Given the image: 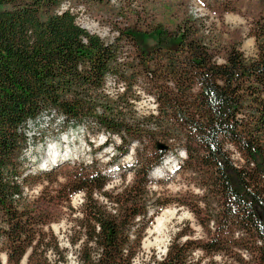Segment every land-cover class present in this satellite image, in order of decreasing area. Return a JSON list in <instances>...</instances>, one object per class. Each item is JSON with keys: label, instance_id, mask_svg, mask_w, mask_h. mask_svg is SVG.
Masks as SVG:
<instances>
[{"label": "trees", "instance_id": "trees-1", "mask_svg": "<svg viewBox=\"0 0 264 264\" xmlns=\"http://www.w3.org/2000/svg\"><path fill=\"white\" fill-rule=\"evenodd\" d=\"M102 1L0 0V251L6 262L69 264L50 227L51 206L25 196L28 175L21 169L29 121L53 111L61 130L106 134L103 144L115 149L111 161L136 146L128 189L103 190L108 177L93 164L83 165L80 185L63 186L85 192L72 218L76 235L69 236L79 244V264H188L195 249L264 264V13L253 28L255 53L245 56L232 44L219 61L190 17L174 31L161 22L145 29L127 25L104 41L81 27L70 7ZM122 38L136 53L138 68L130 64L128 73L119 61ZM140 75L155 113L134 108L132 88ZM109 77L121 83L120 92L106 91ZM180 149L186 158L179 167L203 190L199 219L208 235L182 240L181 230L163 255H139L148 175Z\"/></svg>", "mask_w": 264, "mask_h": 264}, {"label": "rangeland", "instance_id": "rangeland-1", "mask_svg": "<svg viewBox=\"0 0 264 264\" xmlns=\"http://www.w3.org/2000/svg\"><path fill=\"white\" fill-rule=\"evenodd\" d=\"M195 2L193 3L192 0H103L80 2L70 7L76 13V20L81 27L106 42L112 41L118 35V28L127 25H136L145 29L161 22L170 31H174L179 23L190 17L197 20L200 26L199 34L220 61L232 44H237L245 56L255 53L253 28L255 22L264 13V0H196ZM68 6L69 4H64L63 8L66 9ZM145 42L151 44L153 40L146 38ZM119 44V61L122 66H127L126 73L130 71L128 69L130 64L138 68L134 45L124 38ZM141 77L140 75L138 82L132 88L134 95L137 96L132 99L134 108L142 114L155 113L157 103L152 95L147 94L146 83ZM106 84L107 92L116 93L122 89L121 83H117V78L114 77H109ZM27 133L31 135V139L23 150L21 168L23 174L28 175L25 196L29 199H40V202L45 204L49 203L53 216L50 222L52 232L60 248L65 252L68 263L79 264L77 257L79 244H71L69 236L76 235L73 228L75 220L72 218L79 215L85 200V192L70 193L63 186L70 181L75 186L80 185L77 177L84 172L83 165L93 164L94 170H99L108 177L103 190L108 193H120L128 189L135 178L133 162L137 158L134 149L136 146L132 145L128 153L111 161L115 149L110 143L106 146L103 144L102 139H105L106 134L99 132L97 135L88 136L83 132V128L61 130L60 117L53 111L43 112L36 119L29 121ZM114 139L116 142L119 141L117 136ZM52 143L60 152L69 151L67 154L71 159L61 161L48 172L40 169L39 165L44 163L47 145ZM232 151V158L242 163L239 154ZM180 152H183V149H180ZM168 157H171L169 158L171 161L176 158L168 152L159 165H162ZM185 158L186 155L184 158L178 157V168L172 173L167 172L171 165H166L158 168L156 175L152 176L151 171L154 167L148 175L150 180L147 197L148 214L138 220L140 226L144 224L139 255H155V257L163 255L170 241L181 230L185 232L180 238L182 240L188 236L202 239L208 235L199 219L204 217L203 212L200 211L203 190L197 184V177L188 168L179 167ZM160 171L165 175L159 177L157 174ZM93 197L103 200L99 193H94ZM50 256L54 257L53 252H50ZM0 258L2 264H8L2 251ZM24 262L25 259L23 264ZM188 264L241 263L228 254L210 255L201 249H195Z\"/></svg>", "mask_w": 264, "mask_h": 264}, {"label": "bare ground", "instance_id": "bare-ground-1", "mask_svg": "<svg viewBox=\"0 0 264 264\" xmlns=\"http://www.w3.org/2000/svg\"><path fill=\"white\" fill-rule=\"evenodd\" d=\"M53 145H51L50 146V148H48L47 149V154H46V158H45V160H44V164H46L47 162H50V163H52V162H54V161H57V160H60V159H64L65 157H70L67 153L69 152V151H66V152H63V151H58L57 150V148L56 147H52ZM70 154H72V153H70ZM76 156V155H75ZM169 158H171V157H168L165 161H164V163L162 164V165H160V167H166V165L167 166H169V165H171V163H172V161L171 160H169ZM160 167H157L156 169H154L153 170V173H155V172H157L158 171V168H160ZM154 175V174H153ZM155 175H156V173H155Z\"/></svg>", "mask_w": 264, "mask_h": 264}, {"label": "built area", "instance_id": "built-area-1", "mask_svg": "<svg viewBox=\"0 0 264 264\" xmlns=\"http://www.w3.org/2000/svg\"><path fill=\"white\" fill-rule=\"evenodd\" d=\"M196 1V0H195ZM194 0H192L193 3H196ZM219 60V59H218ZM220 61V60H219Z\"/></svg>", "mask_w": 264, "mask_h": 264}]
</instances>
